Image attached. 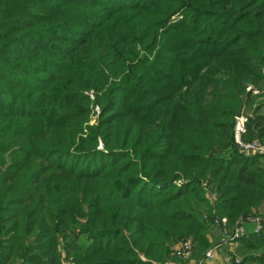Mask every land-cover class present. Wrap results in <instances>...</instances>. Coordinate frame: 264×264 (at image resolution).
<instances>
[{
  "label": "trees",
  "instance_id": "1",
  "mask_svg": "<svg viewBox=\"0 0 264 264\" xmlns=\"http://www.w3.org/2000/svg\"><path fill=\"white\" fill-rule=\"evenodd\" d=\"M243 98L264 144V0H0V264H264Z\"/></svg>",
  "mask_w": 264,
  "mask_h": 264
},
{
  "label": "built area",
  "instance_id": "2",
  "mask_svg": "<svg viewBox=\"0 0 264 264\" xmlns=\"http://www.w3.org/2000/svg\"><path fill=\"white\" fill-rule=\"evenodd\" d=\"M95 111H97V107H95ZM246 117L242 113L238 117L235 116V123L233 128V138L237 148L244 153L253 154V153H264V145H261L257 140H248L244 141L241 139V134L244 132V123ZM246 221L253 224V231L258 232L260 228V220L257 215H250L246 217ZM214 224L223 227L226 223L225 217L213 219ZM245 235L243 227L241 225H237L231 233L228 235V239H235L238 237H242ZM215 246L208 248L202 255V260H210L215 256ZM172 256L178 260H186L191 255V243L189 240L184 239L179 241L175 246H173ZM60 264H67L64 258L61 260ZM160 264H169V262H163Z\"/></svg>",
  "mask_w": 264,
  "mask_h": 264
},
{
  "label": "rangeland",
  "instance_id": "3",
  "mask_svg": "<svg viewBox=\"0 0 264 264\" xmlns=\"http://www.w3.org/2000/svg\"><path fill=\"white\" fill-rule=\"evenodd\" d=\"M88 95H89V99H91L92 98V96H93V91L92 90H88ZM95 114H96V111H95V107L93 108V111L92 112H90V116H93V117H95ZM234 118H235V116H234ZM94 120H93V118L91 117V121L89 122V124L91 125V124H93L94 122H93ZM261 145H264L263 143L261 144ZM99 148L101 147V145H99L98 146ZM253 154H259V155H262V154H264V153H253ZM207 196V195H206ZM217 218H220V217H217ZM213 232L214 233H217V236L219 237V239L217 240V241H219V243H220V246L217 248V249H215L216 251H215V256H213L214 258L213 259H211V260H208L209 261V263L208 264H225V262H226V259H225V257H224V254H223V249H224V246L226 247H228V245L226 244V242L224 241V237H225V234H223V230L222 229H220L219 227H213ZM227 239H228V235H227ZM229 240V239H228ZM229 248H230V246H229ZM62 255V254H61ZM172 256V255H171ZM61 257H63V256H61ZM184 262V264H194V260H191L190 262L189 261H186V260H183ZM181 262V261H180Z\"/></svg>",
  "mask_w": 264,
  "mask_h": 264
},
{
  "label": "water",
  "instance_id": "4",
  "mask_svg": "<svg viewBox=\"0 0 264 264\" xmlns=\"http://www.w3.org/2000/svg\"><path fill=\"white\" fill-rule=\"evenodd\" d=\"M243 103H244V98H243V100L241 101V103H240V105H239V107H238V109H237V111H236V113H235V116H236V117H238V116L240 115L241 110H242Z\"/></svg>",
  "mask_w": 264,
  "mask_h": 264
},
{
  "label": "crops",
  "instance_id": "5",
  "mask_svg": "<svg viewBox=\"0 0 264 264\" xmlns=\"http://www.w3.org/2000/svg\"><path fill=\"white\" fill-rule=\"evenodd\" d=\"M63 259V257H61V260Z\"/></svg>",
  "mask_w": 264,
  "mask_h": 264
}]
</instances>
